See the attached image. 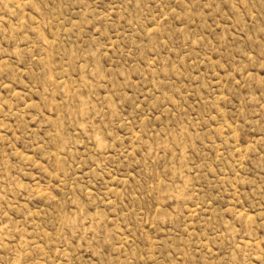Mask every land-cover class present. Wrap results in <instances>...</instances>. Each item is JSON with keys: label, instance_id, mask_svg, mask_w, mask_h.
<instances>
[{"label": "rangeland", "instance_id": "374dc122", "mask_svg": "<svg viewBox=\"0 0 264 264\" xmlns=\"http://www.w3.org/2000/svg\"><path fill=\"white\" fill-rule=\"evenodd\" d=\"M0 264H264V0H0Z\"/></svg>", "mask_w": 264, "mask_h": 264}]
</instances>
